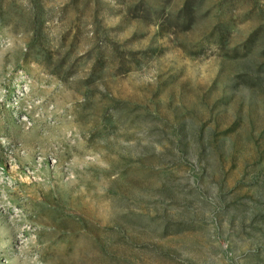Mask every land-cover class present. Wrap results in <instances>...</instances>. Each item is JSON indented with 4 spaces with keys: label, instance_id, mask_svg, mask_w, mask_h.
Wrapping results in <instances>:
<instances>
[{
    "label": "rangeland",
    "instance_id": "rangeland-1",
    "mask_svg": "<svg viewBox=\"0 0 264 264\" xmlns=\"http://www.w3.org/2000/svg\"><path fill=\"white\" fill-rule=\"evenodd\" d=\"M0 264H264V0H0Z\"/></svg>",
    "mask_w": 264,
    "mask_h": 264
}]
</instances>
